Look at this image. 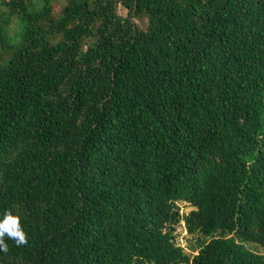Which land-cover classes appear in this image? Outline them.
I'll list each match as a JSON object with an SVG mask.
<instances>
[{"label": "trees", "instance_id": "obj_1", "mask_svg": "<svg viewBox=\"0 0 264 264\" xmlns=\"http://www.w3.org/2000/svg\"><path fill=\"white\" fill-rule=\"evenodd\" d=\"M56 1L0 0V264H264V0Z\"/></svg>", "mask_w": 264, "mask_h": 264}, {"label": "rangeland", "instance_id": "obj_2", "mask_svg": "<svg viewBox=\"0 0 264 264\" xmlns=\"http://www.w3.org/2000/svg\"><path fill=\"white\" fill-rule=\"evenodd\" d=\"M67 0H57L56 2L53 3L54 5V11L55 13H59L60 9L62 8V6L66 3ZM121 14L125 15L126 11L121 9L120 10ZM137 23L141 26V27H145V22H141L139 20H137ZM10 31L11 36H10V40L12 43H16L18 42V40L20 39V36H22V34L24 33V23H20V21L18 19H14V22L12 23L11 27H10ZM178 208L180 210V213L182 215H185L187 213H189L190 211L193 210V208L184 202H180L178 203ZM176 242L185 248V250L188 251L187 247L189 245V240H191V236L188 234V232L185 229L184 223L181 222V224H179L176 227ZM255 247V245H254ZM257 250H259L261 253L264 254V247L261 246H256Z\"/></svg>", "mask_w": 264, "mask_h": 264}, {"label": "clouds", "instance_id": "obj_3", "mask_svg": "<svg viewBox=\"0 0 264 264\" xmlns=\"http://www.w3.org/2000/svg\"><path fill=\"white\" fill-rule=\"evenodd\" d=\"M5 237L14 240L18 247L28 243L27 234L22 227L21 217L14 214L10 209L6 210L0 218V251L6 252Z\"/></svg>", "mask_w": 264, "mask_h": 264}]
</instances>
